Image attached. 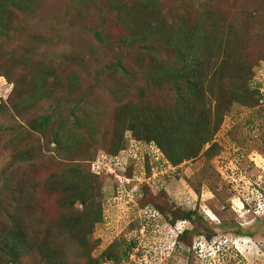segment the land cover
<instances>
[{
    "label": "rangeland",
    "instance_id": "374dc122",
    "mask_svg": "<svg viewBox=\"0 0 264 264\" xmlns=\"http://www.w3.org/2000/svg\"><path fill=\"white\" fill-rule=\"evenodd\" d=\"M125 1L132 6L139 0ZM160 1L171 22L184 12L179 0ZM201 2L212 13L213 39L232 41L234 57L245 61L242 92L250 106L233 102L221 120V93L206 86L201 104L211 110L212 133L197 157L177 167L120 116L126 104L143 111L176 102L171 79L155 73L174 54L158 38L146 43L131 32L110 0H42L36 12L12 18L14 41L0 40V264H264V0ZM36 34L47 41L21 63ZM212 49L215 64L223 51L217 44ZM119 62L130 75L115 68ZM39 65L49 68L44 99L32 88ZM81 101L102 131L96 142L83 136L77 154L63 159L51 135L32 132L30 122L68 118L70 105ZM227 102L223 97L220 104ZM125 142L126 152L114 162L111 150ZM131 142L145 153L135 162ZM95 163L103 173L85 182L88 189L80 175L75 185L70 178L63 184L68 166L96 175ZM130 164L132 179L123 173ZM76 190H88V205L85 218L73 221L85 212L73 202Z\"/></svg>",
    "mask_w": 264,
    "mask_h": 264
},
{
    "label": "trees",
    "instance_id": "16d2710c",
    "mask_svg": "<svg viewBox=\"0 0 264 264\" xmlns=\"http://www.w3.org/2000/svg\"><path fill=\"white\" fill-rule=\"evenodd\" d=\"M110 1L115 3L113 8L118 11V17H123L124 25L131 32H139L140 34L134 33L141 36V39L146 43L153 42L151 40L158 38L157 42L162 44L160 47L174 53L172 60L161 62L160 69L155 70V73L158 79H171L172 88L176 93V102L172 106L167 105L157 109L151 106H148V108L142 107L143 109L141 110L144 112L126 104L129 107L126 105L121 107L120 110L124 111V113H120V116L127 117L131 130L140 133L141 138H143H140L142 141L146 143L156 142L158 148L162 150L166 161L177 167L184 159L191 160L197 157L203 144V139L205 140L209 136L207 132L212 133L210 126L211 110L206 109L205 104H201V96L204 95L206 86L213 95H215L214 93H221L218 98V116L221 120L229 108L227 105L231 106L233 102L244 104L245 93L242 92V80L245 74L248 73L245 70V61L234 57V53L231 50L233 48L232 41L225 42L223 39L218 43L213 39V29L210 25H213L210 20L212 13L209 11L210 9L206 8V3H202L201 0H179L178 4L183 6L184 12L179 14L175 22H171L170 16L164 13L160 0H139L132 6L128 5L125 0ZM41 2L42 0H0V40L7 39L9 42H13L14 36L11 33L12 18H15V15L18 16V12L22 14L36 12L37 7H34ZM13 31L18 34V30ZM214 37L218 38L215 35ZM96 39L100 44L106 46L107 43L101 31L96 32ZM46 41V38L41 34L33 35V42L32 40L30 42L34 43V45L23 48L21 63L27 60V57H30L35 50L39 51L42 44ZM213 44H217L223 52L217 54L215 64L213 62V64H210V53L213 51ZM21 46L23 47V43ZM162 48L160 49L162 50ZM4 52L2 57H0L1 59L5 55ZM224 52L225 54H223ZM11 57L14 66L17 67L18 57L15 55H11ZM117 67H121L125 74L130 75V72L122 66L121 62L116 64L115 68ZM47 70H49L47 65H39L38 72L32 80V88L38 92L36 96L40 99L48 96V93L41 90L47 82ZM4 75L8 78L10 77L8 72H4ZM162 81L161 79V83ZM208 81L210 82L207 83ZM246 93H250V90H246ZM223 97H226V100L229 99L228 104H220ZM26 103H28L27 100ZM30 103H32V100ZM244 105L250 106V104ZM56 108H61V105L58 104ZM86 109L84 101L75 103L69 107L68 118L62 117V120H57L53 119L52 116H41L30 122V129L32 132H38L41 135L50 134L52 137L51 141L56 144L59 155L63 159H70L74 152L77 154L76 152L80 148L82 138L87 135L90 140L96 142L100 135L99 132L102 131L98 127L99 119L96 114L91 112L92 115L88 116L89 113ZM116 129L118 132L123 131L120 127ZM124 145L125 147L123 146V148H121L120 143L115 145L114 149L111 150V156L117 157L121 155L127 149L128 143L125 142ZM34 158L35 156L32 159ZM132 162L135 161L132 160ZM78 168L80 170L77 168L74 170L72 166H68L61 172L63 177L65 176L66 178L63 184L68 183L70 178L75 185L80 175L84 179L82 189H88V184H85L86 181L98 180V177H101L89 173L81 166ZM134 168V164H130L123 173L133 178ZM56 183L57 181L52 184ZM52 184H50V187ZM65 188L66 186L57 191H62ZM78 192H81L80 195H77ZM86 193H88V190H76V196L73 194V202L79 201L85 210L84 214L72 215L74 217H72L73 221L81 216L84 218L86 216L87 209L85 207L88 205ZM88 212L90 213L91 211L88 209ZM97 216L99 217V215ZM176 217L177 215L174 216L175 219ZM188 218L190 219V215ZM64 223L68 225L70 220L64 218L62 224ZM25 227V224L20 225L18 230H25ZM81 230L87 231V229ZM81 230L79 235L74 236L75 238L82 234ZM186 233L184 232L182 235L184 236ZM13 240L15 243L16 239L13 238ZM24 242L27 245H31L29 240H24ZM46 247L49 248L48 243ZM18 257H20L19 254ZM115 259L118 260L119 257L116 256Z\"/></svg>",
    "mask_w": 264,
    "mask_h": 264
},
{
    "label": "built area",
    "instance_id": "2783aa9c",
    "mask_svg": "<svg viewBox=\"0 0 264 264\" xmlns=\"http://www.w3.org/2000/svg\"><path fill=\"white\" fill-rule=\"evenodd\" d=\"M131 147H132V151H131V153H133V156H131V159H134L135 157H138V159H139V154H142L143 153V155L145 156V153H144V151L141 149V148H139V145H136L135 143H132L131 142ZM123 152H126V150L125 151H123ZM113 158V157H112ZM119 159V156H117V157H114L112 160H114V162L116 161V160H118ZM137 159V160H138ZM134 160H136V159H134ZM97 163H95L93 166L94 167H97V170L95 171L94 169V172L96 173V174H98V175H100V174H102L103 172L101 171V170H99V168H98V166L96 165ZM132 182V181H131Z\"/></svg>",
    "mask_w": 264,
    "mask_h": 264
},
{
    "label": "clouds",
    "instance_id": "9594fccd",
    "mask_svg": "<svg viewBox=\"0 0 264 264\" xmlns=\"http://www.w3.org/2000/svg\"><path fill=\"white\" fill-rule=\"evenodd\" d=\"M123 153V152H122ZM121 153V154H122ZM135 161V160H134ZM136 164H137V161H136ZM127 169V167H125V170ZM96 174V173H95ZM96 175H98V174H96ZM132 179V178H131ZM135 180H137L138 181V179H136V176H135V179H133V181L131 182V183H136L137 181H135Z\"/></svg>",
    "mask_w": 264,
    "mask_h": 264
}]
</instances>
